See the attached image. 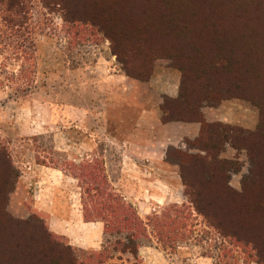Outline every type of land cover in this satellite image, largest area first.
<instances>
[{
	"label": "rangeland",
	"instance_id": "obj_1",
	"mask_svg": "<svg viewBox=\"0 0 264 264\" xmlns=\"http://www.w3.org/2000/svg\"><path fill=\"white\" fill-rule=\"evenodd\" d=\"M86 4L88 0H32L35 55L27 67L32 88L24 97L14 94V83L6 79L11 73L21 77L19 66L11 62L2 67L0 58V152L9 155L18 173L6 198L5 213L16 226L23 225L22 242L32 245L35 230L44 225L53 238L70 246L78 261L84 262L105 247L114 257L111 262H134L128 255L111 252L107 236L103 235L97 251H90L70 245L57 234L53 214L60 220L67 211L69 217L71 205L82 213L83 190L73 177L77 174L74 167L91 164L104 172L111 188L150 225L149 239L142 240L138 253L139 264H261L249 246L223 239L193 210L184 195L180 167L208 159V153L198 146L202 123L220 125L219 134L228 128L230 138L211 154L215 156L211 161L225 162L229 188L241 193L246 187L251 197L256 157L242 146L241 138L252 139L259 109L249 99L211 92L212 97L199 109L202 122L162 123L161 107L171 108L166 99L178 94L181 74L177 66L168 57H156L147 80L127 76L111 53L109 39L89 24L91 12ZM72 18L86 21L70 22ZM23 82H17L18 87ZM138 127L144 134L142 149L125 143L139 141L134 140ZM183 175L194 182L205 179L195 164L184 167ZM174 205H184L185 228L176 229L180 234L172 242L160 241L151 219ZM213 211L222 219L230 208L225 204ZM252 221V209L248 213L236 210L233 224L244 228L246 240L251 241ZM257 227L261 225H255V231ZM77 228L76 242L86 234ZM95 240L98 243L99 237Z\"/></svg>",
	"mask_w": 264,
	"mask_h": 264
},
{
	"label": "trees",
	"instance_id": "obj_2",
	"mask_svg": "<svg viewBox=\"0 0 264 264\" xmlns=\"http://www.w3.org/2000/svg\"><path fill=\"white\" fill-rule=\"evenodd\" d=\"M88 2L92 22L89 24L109 39L111 53L122 64L127 76L147 80L151 60L156 57H168L177 66L181 74L178 94L175 99H166V105L171 108L161 107L162 123L202 122L199 109L212 97L211 92H215L214 96L219 92L223 97L227 94L249 99L259 109L258 126L252 139L241 138L242 146L252 150V157H256L252 162L251 197L246 187L241 193L229 188L224 176L225 162L211 161L215 157L211 154L220 149L221 142L230 138L228 128L219 134L218 130H223L220 125L202 123L198 146L208 153V159L186 162V166L180 164V167L186 189L184 195L193 210L223 239L249 246L257 261L264 264V0ZM31 11L32 0H0L1 65L12 62L19 66L21 77L11 73L6 79L9 84L14 83V94L21 96L32 88L27 73L35 55ZM83 19L72 18L70 22L85 24ZM19 81H24L23 87H18ZM40 164L43 165V161ZM193 164L200 166L205 175L203 181L185 179L183 168ZM74 169L77 174L73 177L83 190V220L102 223L111 252H117L119 257L128 255L134 260L131 264H139L138 250L142 240L149 239L147 228L150 225L143 221L132 204L111 188L103 171L91 164ZM17 178L9 155L0 152V264H116L111 262L114 257L105 247L84 262L78 261L70 246L53 238L44 225L35 230L32 245H25L21 240L25 231L23 225L16 226L5 213L7 195ZM225 204L230 211L219 219L213 209H221ZM183 207L174 205L160 217L153 216L152 230L160 241L172 242L185 228L181 215ZM239 209L247 213L252 209V241L246 240L248 234L244 228L233 224ZM255 225L261 227L255 231ZM178 228L181 229L176 232Z\"/></svg>",
	"mask_w": 264,
	"mask_h": 264
},
{
	"label": "crops",
	"instance_id": "obj_3",
	"mask_svg": "<svg viewBox=\"0 0 264 264\" xmlns=\"http://www.w3.org/2000/svg\"><path fill=\"white\" fill-rule=\"evenodd\" d=\"M176 77L177 76H174L173 79L174 80L177 79ZM169 89L171 90V88H169ZM172 92H174L173 88H172ZM171 97H176V95L172 94ZM135 131L136 132H135L134 136L136 139H134V140L135 141L139 140L138 141L139 143L138 142H132V141H126L125 143L126 144L131 143L136 147L140 146V149H142L143 144H141L140 140H141V136H143L144 134L142 132V129L139 127L137 129H135ZM151 145H152V148H154L153 147L154 145L153 144H151ZM149 148H151V147H149ZM42 167L45 168L44 166H42ZM74 206L75 205L70 206L72 209L70 210L71 212L69 211V214L71 215L69 217L67 216L68 215L67 211L64 214L65 217L63 219H60V220L57 217V215H54V214L52 215V220L54 221V223L56 225L57 234H59L60 236L64 237L68 241H70L69 244L73 245V246L75 245L77 248L90 250V251H97L99 249V247H101V241L103 239V224L100 222H85L83 220L81 210H79V208H78V210L75 212ZM75 228H77L79 231L81 229V230L85 231V233H86L85 236L81 235V237L78 235L80 233H77L76 236H79V238H77L78 239L77 242L75 240H73V235L75 234L74 232H76ZM93 228H94V230H92ZM96 236L99 237L98 243L96 242L97 240H95ZM72 240L74 242H72ZM83 245H86V247ZM138 253H141V248H139Z\"/></svg>",
	"mask_w": 264,
	"mask_h": 264
}]
</instances>
